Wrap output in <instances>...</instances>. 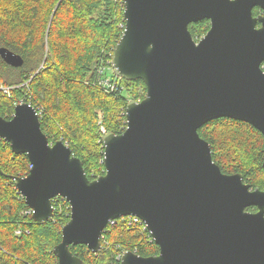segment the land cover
<instances>
[{
    "label": "water",
    "instance_id": "water-1",
    "mask_svg": "<svg viewBox=\"0 0 264 264\" xmlns=\"http://www.w3.org/2000/svg\"><path fill=\"white\" fill-rule=\"evenodd\" d=\"M122 1L112 71L142 80L146 95L127 102L123 132L102 136L103 175L90 180L62 139L50 143L28 102L10 119L0 115V138L29 159L28 173L13 180L32 218L47 221L57 196L69 202L52 250L58 264H82L69 246L98 252L108 222L127 215L145 223L159 253L125 250L122 264H264V190L223 173L198 134L228 117L264 136V0ZM202 19L210 26L196 41L188 25ZM0 57L23 62L6 47Z\"/></svg>",
    "mask_w": 264,
    "mask_h": 264
},
{
    "label": "trees",
    "instance_id": "trees-1",
    "mask_svg": "<svg viewBox=\"0 0 264 264\" xmlns=\"http://www.w3.org/2000/svg\"><path fill=\"white\" fill-rule=\"evenodd\" d=\"M123 12L122 0H0V47L23 60L14 67L0 57V115L10 119L15 104H31L40 111V126L49 142L62 139L82 161L90 180L105 173L102 136L123 132L127 102L146 95L142 80L99 71L111 66L124 30ZM252 12L256 16L260 9ZM209 26V20L202 19L188 29L197 41ZM102 76L117 79L123 91H107L100 84ZM1 86H8L9 93ZM198 134L209 143L212 159L223 173H240L251 188L264 190V136L257 128L223 117L202 125ZM29 168L27 155L15 154L0 138V264H58L52 250L61 241L70 204L54 198L51 217L36 222L26 213L29 207L13 180ZM100 241L96 253L85 244L69 249L82 264H122L119 257L125 250L145 257L159 253L143 223L131 226L125 218L108 224Z\"/></svg>",
    "mask_w": 264,
    "mask_h": 264
},
{
    "label": "built area",
    "instance_id": "built-area-1",
    "mask_svg": "<svg viewBox=\"0 0 264 264\" xmlns=\"http://www.w3.org/2000/svg\"><path fill=\"white\" fill-rule=\"evenodd\" d=\"M112 58V57H111ZM110 64H111V61H110ZM109 67H103V68H101L99 71H100V73L101 74H103L105 71H106V69H108ZM115 78H113V77H110V76H108V77H106V78H103V76L101 77V81H100V84L107 90V91H110V92H121V91H123V86L122 85H120V84H118L115 80H114ZM1 88H2V90H3V92H5V93H9V87L8 86H1ZM36 110V109H35ZM37 112V111H36ZM37 114H38V116H39V114H40V111L39 112H37ZM58 197V196H57ZM56 198V197H55ZM26 213H32V210L29 208L27 211H26ZM126 219V223L128 224V225H135L136 223H143V228H146L147 229V227H146V225H145V223L138 217V216H136V215H127V216H122V217H119V218H117V219ZM117 219H113V220H110L109 222H108V224H113ZM107 227V226H106ZM105 227V228H106ZM148 230V229H147ZM104 231V230H103ZM102 231V232H103ZM150 233V232H149ZM151 235V234H150ZM101 236H102V234H101ZM153 239V238H152ZM120 260H121V255H120Z\"/></svg>",
    "mask_w": 264,
    "mask_h": 264
},
{
    "label": "rangeland",
    "instance_id": "rangeland-1",
    "mask_svg": "<svg viewBox=\"0 0 264 264\" xmlns=\"http://www.w3.org/2000/svg\"><path fill=\"white\" fill-rule=\"evenodd\" d=\"M106 71H108V72H113L112 71V66H110L108 69H106ZM118 84H120V85H122L117 79H114ZM123 86V85H122ZM137 101H139V100H137ZM16 233H19V230H17L16 231Z\"/></svg>",
    "mask_w": 264,
    "mask_h": 264
},
{
    "label": "flooded vegetation",
    "instance_id": "flooded-vegetation-1",
    "mask_svg": "<svg viewBox=\"0 0 264 264\" xmlns=\"http://www.w3.org/2000/svg\"><path fill=\"white\" fill-rule=\"evenodd\" d=\"M259 13H262V10H261V9H260V12H259ZM259 13H258V14H259ZM258 14H257V15H258ZM258 26H259V24H258Z\"/></svg>",
    "mask_w": 264,
    "mask_h": 264
}]
</instances>
